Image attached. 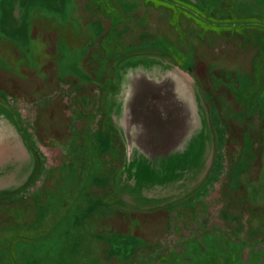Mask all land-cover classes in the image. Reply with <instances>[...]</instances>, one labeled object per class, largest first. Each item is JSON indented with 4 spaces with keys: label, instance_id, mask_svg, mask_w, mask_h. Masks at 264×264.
I'll list each match as a JSON object with an SVG mask.
<instances>
[{
    "label": "rangeland",
    "instance_id": "rangeland-1",
    "mask_svg": "<svg viewBox=\"0 0 264 264\" xmlns=\"http://www.w3.org/2000/svg\"><path fill=\"white\" fill-rule=\"evenodd\" d=\"M71 261L264 264V0H0V264Z\"/></svg>",
    "mask_w": 264,
    "mask_h": 264
},
{
    "label": "trees",
    "instance_id": "trees-1",
    "mask_svg": "<svg viewBox=\"0 0 264 264\" xmlns=\"http://www.w3.org/2000/svg\"><path fill=\"white\" fill-rule=\"evenodd\" d=\"M82 85H85V86H88L89 84L88 83H82ZM95 85V84H94ZM86 96L85 97H87V94H85ZM89 97V96H88ZM79 99H83L84 97L83 96H81L80 95V97H78ZM85 106V105H84ZM252 147V146H251ZM240 152H241V150H239ZM5 198H8V197H5V196H3V197H1V199H5ZM8 199H10V198H8ZM84 229L83 230H86L87 228H85V226L83 227ZM86 236V235H85ZM84 238V237H83ZM87 238V237H86ZM83 246V245H82ZM82 248H85V246H83ZM88 249V248H87ZM89 255L91 254V251L89 250ZM76 255H78L77 254V252H76ZM95 260V259H94ZM92 264H93V262H91ZM70 264V263H69ZM71 264H75L74 262H72L71 261ZM87 264V263H86Z\"/></svg>",
    "mask_w": 264,
    "mask_h": 264
}]
</instances>
